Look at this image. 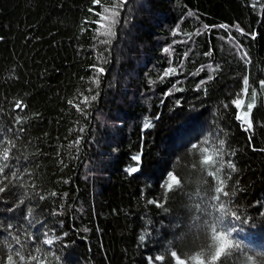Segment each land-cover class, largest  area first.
Instances as JSON below:
<instances>
[{
    "label": "trees",
    "instance_id": "obj_1",
    "mask_svg": "<svg viewBox=\"0 0 264 264\" xmlns=\"http://www.w3.org/2000/svg\"><path fill=\"white\" fill-rule=\"evenodd\" d=\"M0 264H264V0H0Z\"/></svg>",
    "mask_w": 264,
    "mask_h": 264
},
{
    "label": "snow or ice",
    "instance_id": "obj_2",
    "mask_svg": "<svg viewBox=\"0 0 264 264\" xmlns=\"http://www.w3.org/2000/svg\"><path fill=\"white\" fill-rule=\"evenodd\" d=\"M123 2H124V0H121V4H122ZM118 6H119V5H118ZM104 11H105V12H108L109 10H108L107 8H105ZM117 15H118V13H117L116 11H113L112 14H111L112 17H115V16H117ZM111 23H115V20L112 19ZM104 34H105V35H112L111 27H108L107 30L104 32ZM165 51H168V49H165ZM169 71H172V70L170 69ZM166 75H167V73H166ZM246 90H247V89H245V91H246ZM93 99H95V97H93ZM233 103L235 104V106H236L237 108H239L240 105H241V103H242V101L239 100V99H237V100L233 101ZM252 108H253V104H249V105H248V110H249V111L246 112V113H244V116H243V117H241V116H237V119H244V120H245V123L248 124V127H249V128L251 127V122H250L248 119H246V118L248 117V115H249V113L251 112V109H252ZM149 127H151V124L148 123V122H146V123L144 124V128L147 129V128H149ZM132 160L137 162V166H133V167H130V168L126 169V171H127L130 175L133 174V173H136V172L139 170V169H138V165H139V163H140L141 157H140L139 155H137V156H133V157H132ZM230 164H231V166L234 168V165H233L232 163H230ZM143 239H144V237L142 236V237H141V240H143ZM155 259H156L157 261L162 262V260H161L160 257H156Z\"/></svg>",
    "mask_w": 264,
    "mask_h": 264
}]
</instances>
